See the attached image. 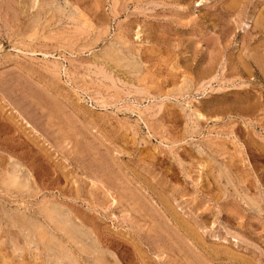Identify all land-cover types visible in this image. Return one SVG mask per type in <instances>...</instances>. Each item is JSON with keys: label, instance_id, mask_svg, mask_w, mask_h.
Returning <instances> with one entry per match:
<instances>
[{"label": "rangeland", "instance_id": "obj_1", "mask_svg": "<svg viewBox=\"0 0 264 264\" xmlns=\"http://www.w3.org/2000/svg\"><path fill=\"white\" fill-rule=\"evenodd\" d=\"M187 1L0 0V116L15 130L0 134V178L18 163L27 183L13 192L0 179V264L56 261L45 243L52 235L67 239L40 216L48 205L88 232L83 250L68 244L79 264H192L198 251L209 264H264V0ZM191 59L202 69L210 65L213 75L195 77ZM247 95L255 96V107L244 116L236 104ZM161 198L189 222L199 244L168 221ZM171 229L193 250L189 263L178 256L173 242L180 240ZM92 245L105 252L93 257ZM208 248L241 262L214 257Z\"/></svg>", "mask_w": 264, "mask_h": 264}, {"label": "bare ground", "instance_id": "obj_2", "mask_svg": "<svg viewBox=\"0 0 264 264\" xmlns=\"http://www.w3.org/2000/svg\"><path fill=\"white\" fill-rule=\"evenodd\" d=\"M28 1V0H27ZM40 1H42V0H40ZM46 1V0H45ZM189 1V0H188ZM187 1V2H188ZM202 1V0H201ZM236 0H234L233 1V3L235 2ZM7 2H9V1H7ZM35 2H37V1H35ZM34 2V3H35ZM197 2V1H196ZM199 3H201L200 1H198ZM206 2V1H205ZM39 3H41V2H39ZM38 3V4H39ZM43 3H44V0H43ZM52 3H54V1L52 2ZM192 3V2H191ZM195 3V2H194ZM231 3H232V1H231ZM238 3H239V0H238ZM238 3H236L235 2V4H238ZM46 4H47V2H46ZM50 4V3H49ZM235 4H233V6L235 5ZM7 5H9V4H7ZM99 5V4H98ZM97 5V7H99ZM184 5H185V3H184ZM229 5V4H228ZM42 6V5H41ZM40 6V7H41ZM47 6H49V5H47ZM51 6V5H50ZM96 6V5H95ZM189 6V5H188ZM227 6V5H226ZM237 6V5H236ZM8 7V6H7ZM15 7V6H14ZM34 7H36V6H34ZM185 7H187V6H185ZM184 7V8H185ZM223 6H221V8H222ZM225 7V6H224ZM232 7V6H231ZM240 7V6H239ZM10 8V7H9ZM43 8V7H42ZM51 8H52V6H51ZM215 8V7H214ZM227 8V7H226ZM230 8V7H229ZM238 8V7H237ZM11 9V8H10ZM31 9H32V6H31ZM35 9V8H34ZM37 9V8H36ZM58 9V8H57ZM60 9V8H59ZM98 9V8H97ZM20 10H21V8L18 10L19 12H20ZM37 10H39V9H37ZM36 10V11H37ZM47 10V9H46ZM49 10V9H48ZM62 10V9H61ZM94 10H96L95 9V7H94ZM185 10V9H184ZM226 10V9H225ZM224 10V11H225ZM233 10H234V7H233ZM261 10V9H260ZM41 11V10H40ZM50 11V10H49ZM58 11V10H57ZM215 11V10H214ZM217 11V10H216ZM219 12H220V10H218ZM238 11H240L239 9H238ZM18 12V13H19ZM29 12V11H28ZM34 12V11H33ZM42 12V11H41ZM59 12V11H58ZM62 12V11H61ZM161 12V11H160ZM230 12V11H229ZM228 12V13H229ZM236 12V11H235ZM241 13H242V11H240ZM258 12H259V10H258ZM98 13V12H97ZM216 13H218V12H216ZM216 13H213V14H216ZM234 13V12H233ZM232 13V14H233ZM15 14V13H14ZM92 14H93V12H92ZM209 14V13H208ZM224 14V13H223ZM229 14H231V12L229 13ZM236 14V13H235ZM235 14L233 15V16H235ZM237 14H240L239 12L237 13ZM161 15H162V13H161ZM212 15V14H211ZM218 17H219V15L220 14H216ZM261 15V14H260ZM30 16V15H29ZM42 16V15H41ZM46 16V15H45ZM158 16V15H157ZM213 16L214 15H212V16H210L211 18H213ZM223 16V15H222ZM222 16H220V17H222ZM226 16V15H225ZM224 16V17H225ZM227 16H228V14H227ZM237 16V15H236ZM241 16H242V14H241ZM262 16V15H261ZM3 17V16H2ZM92 17V16H91ZM204 17V16H203ZM206 17V16H205ZM208 17V16H207ZM210 17H209V19H210ZM218 17H215V18H218ZM239 17V16H238ZM237 17V18H238ZM259 17V16H258ZM26 18V17H25ZM39 18H40V16H39ZM39 18H37V17H35L34 18V20L33 21H35V23L39 20ZM93 18V17H92ZM19 19V18H18ZM35 19H38L37 21L35 20ZM94 19V18H93ZM188 19V18H187ZM209 19H207V20H209ZM214 19V18H213ZM240 19V18H239ZM17 20V19H16ZM95 20V19H94ZM182 20V22H183V20L184 19H181ZM206 20V19H205ZM211 20V19H210ZM209 20V21H210ZM221 20V19H220ZM219 20V21H220ZM259 20V19H258ZM15 21V20H14ZM30 21V20H29ZM60 21V20H59ZM203 21V20H202ZM214 21V20H213ZM213 21H212V23H213ZM216 21H218V19L217 20H215V23H216ZM239 21V20H238ZM16 22V21H15ZM19 23H20V21H18ZM22 22V21H21ZM40 22V21H39ZM179 23L181 22L180 21V19H179V21H178ZM211 22V21H210ZM221 22V21H220ZM14 23V22H13ZM88 23V22H87ZM188 23V22H187ZM215 23H214V25L213 26H215ZM224 23V22H223ZM32 24V23H31ZM34 24V23H33ZM135 24V23H134ZM217 24V23H216ZM225 24V23H224ZM254 24V23H253ZM255 24H256V22H255ZM20 25V24H19ZM36 25V24H35ZM35 25H34V27H35ZM37 25H40V24H37ZM36 25V26H37ZM220 25V24H219ZM260 23H259V27H260ZM14 26V28H12V29H15L16 27H15V25H13ZM18 26V25H17ZM30 26V25H29ZM29 26H27V28H29ZM44 26H45V24H44ZM87 26V25H86ZM217 26V25H216ZM256 26V25H255ZM40 27V26H39ZM152 27V26H151ZM257 27V26H256ZM22 28V27H21ZM21 28H20V30H21ZM31 28V27H30ZM138 28V27H137ZM154 28V27H153ZM158 28V27H157ZM16 29H18V27L16 28ZM15 29V30H16ZM33 29V31H35L36 32V28H32ZM36 29V30H35ZM147 29V28H146ZM149 29V28H148ZM224 29V28H223ZM229 29H230V27H229ZM25 30H27V29H25ZM25 30L24 31H22L23 33V35H27V34H24V32H25ZM153 30V29H152ZM151 30V31H152ZM162 30V29H161ZM161 30H160V32H161ZM13 31V30H12ZM29 31V29L26 31V32H28ZM32 31V30H31ZM31 31H29V32H31ZM38 31V30H37ZM132 31V30H131ZM134 31V30H133ZM155 31V30H154ZM16 32V31H15ZM28 32V33H29ZM34 32V33H35ZM39 32V31H38ZM139 32V31H138ZM147 32H150V31H147ZM164 32V31H163ZM20 33V32H19ZM125 33V32H124ZM133 33H135V32H133ZM151 33V32H150ZM162 33V32H161ZM212 33V32H211ZM230 33H232V32H230ZM256 33V32H255ZM136 34V33H135ZM163 34V33H162ZM180 34V33H179ZM182 34V33H181ZM229 34V33H228ZM227 34V35H228ZM248 34V33H247ZM257 34V33H256ZM255 34V35H256ZM30 35V34H29ZM28 35V36H29ZM36 35V34H35ZM34 35V36H35ZM166 35V34H165ZM250 35V34H249ZM249 35H247V36H249ZM18 36H20L21 37V34L20 35H18ZM32 36L33 35H31V37L30 38H32ZM38 36V35H37ZM48 36V35H47ZM50 36V35H49ZM77 36V35H76ZM137 36V35H136ZM135 36V37H136ZM147 36H148V34H147ZM183 36V35H182ZM190 36H191V34H190ZM252 36V35H251ZM254 36V35H253ZM257 36V35H256ZM17 37V36H16ZM36 37V36H35ZM122 37V36H121ZM121 37H119V38H121ZM138 37V36H137ZM151 37V36H150ZM178 37V36H177ZM184 37V36H183ZM210 37V36H209ZM29 38V37H28ZM39 38H40V36H39ZM58 38V37H57ZM123 38V37H122ZM121 38V39H122ZM125 39H126V36L124 37ZM174 38V37H173ZM210 38H213V36L212 37H210ZM26 39V38H25ZM155 39V38H154ZM164 39V38H163ZM181 39V38H180ZM183 39V38H182ZM209 39V38H208ZM251 39V38H250ZM249 39V40H250ZM152 40V39H151ZM150 40V41H151ZM202 40V39H201ZM210 40H212V39H210ZM252 40V39H251ZM22 41V40H21ZM37 41V40H36ZM115 42L117 41V40H114ZM123 41H125V40H123ZM127 41H128V39H127ZM180 41V40H179ZM256 41V40H255ZM25 42V41H24ZM114 42V43H115ZM214 42V41H213ZM29 43V42H28ZM126 43V42H125ZM127 43H129V41L127 42ZM126 43V44H127ZM149 43V42H148ZM177 43V42H176ZM25 44V43H24ZM118 44H120L119 42H118ZM207 44H208V42H207ZM31 45V44H30ZM121 45V44H120ZM192 46V45H191ZM209 46V45H208ZM24 47V46H23ZM29 47V46H28ZM30 47H32V46H30ZM190 47V46H189ZM193 47V46H192ZM247 47V46H246ZM251 47V46H250ZM116 48V47H115ZM127 48V47H126ZM244 48V47H243ZM252 48V47H251ZM264 47H262V49H263ZM191 49V48H190ZM245 49V48H244ZM249 49V48H248ZM262 49H260L259 50V48H258V50L259 51H261ZM117 50H119V48L117 49ZM254 50V49H253ZM253 50H252V52H253ZM116 51V50H115ZM115 51H114V53H115ZM194 51V50H193ZM193 51H191V52H193ZM246 51V50H245ZM249 51H251V49H249ZM249 51H248V53H249ZM263 51V50H262ZM129 52H130V50H129ZM191 52H189V53H191ZM242 52H243V50H242ZM28 53V52H27ZM188 53V52H187ZM193 53H195L196 54V52H193ZM210 53V52H209ZM118 54V53H117ZM120 54H121V52H120ZM192 54V53H191ZM191 54H188V55H191ZM244 54V53H243ZM255 54V53H254ZM135 55V54H134ZM246 55V54H245ZM119 56V55H118ZM117 56V57H118ZM144 56V55H143ZM196 56H197V54H196ZM239 56V55H238ZM248 56V55H247ZM247 56H245L246 58H247ZM252 56V55H251ZM250 56V57H251ZM259 56H261V55H259ZM125 57V56H124ZM129 57V56H128ZM192 57V56H191ZM201 57V56H200ZM264 57V56H263ZM116 58V57H115ZM182 58V57H181ZM185 58V57H184ZM241 58V57H240ZM249 58V57H248ZM247 58V59H248ZM254 58H256V56L255 57H253V59ZM259 58V57H258ZM112 59H113V57H112ZM116 59H118V58H116ZM196 59V58H195ZM211 59V58H210ZM207 60V61H211V60ZM242 59V58H241ZM246 59V60H247ZM115 60V59H114ZM118 60H124L123 58L122 59H118ZM185 60V59H184ZM187 60V59H186ZM185 60V62H187ZM188 60H189V58H188ZM192 60V59H191ZM191 60L189 61V63H191ZM200 60V59H199ZM205 60V59H204ZM218 60V59H217ZM246 60H244L245 61V63H246ZM252 60V59H251ZM262 59H260V61H261ZM117 60H115V62H116ZM125 61V60H124ZM124 61H121V63L122 62H124ZM193 61L194 60H192V65L191 64H189V65H191V66H193V65H196L195 64V62L193 63ZM197 61V60H196ZM207 61H206V63H207ZM215 61V60H214ZM231 61V60H230ZM243 61V60H242ZM248 61V60H247ZM254 61V60H253ZM118 62V61H117ZM184 62V63H185ZM212 62V61H211ZM213 63V62H212ZM256 63H258L257 61H256ZM118 64V63H117ZM117 64H115L116 66H117ZM175 64V63H174ZM181 64H183L182 62H181ZM202 64H203V62H202ZM209 64H211V63H209ZM218 64V63H217ZM217 64L215 65V62L213 63V65L214 66H216V67H219L220 68V65H218L217 66ZM232 64V63H231ZM253 64V63H252ZM260 64V63H259ZM263 64H264V62H263ZM187 65V64H186ZM203 65H205V63L203 64ZM212 65V64H211ZM212 65V66H213ZM236 65V64H235ZM249 65V64H248ZM256 65V64H255ZM137 66V65H136ZM206 66V65H205ZM208 67H209V69H205V67H203V69H202V65L200 66V65H196V66H194L193 68H194V71L192 70V73H196L197 75H195V77H206V76H208L209 74H211L212 73V70L210 69V65H207ZM253 66H254V64H253ZM259 66V65H258ZM260 66H262V65H260ZM260 66H259V68L258 69H260ZM183 67V66H182ZM119 68V67H118ZM185 68V67H184ZM187 68V67H186ZM188 68H189V66H188ZM192 68V69H193ZM247 68V67H246ZM245 67H244V70L246 69ZM250 68V67H249ZM127 69V68H126ZM191 69V68H190ZM212 69H215V68H212ZM217 69V68H216ZM184 70H186V69H184ZM229 70V69H228ZM248 70H251V68L250 69H248ZM215 70H213V72H214ZM233 71V70H232ZM257 71V70H256ZM260 71H261V69H260ZM262 72H263V70H262ZM137 73V72H136ZM217 73H218V71L216 72V75H217ZM233 73V72H232ZM245 73V72H244ZM243 73V74H244ZM248 73H249V71H248ZM252 73V72H251ZM250 73V74H251ZM264 73V72H263ZM103 74V73H102ZM214 74H215V72H214ZM183 75V74H182ZM212 75H213V73H212ZM232 75V74H231ZM237 75V74H236ZM145 76V75H144ZM233 76V75H232ZM217 76H215V78H216ZM264 77V76H263ZM207 78V77H206ZM206 78L204 79V80H206ZM210 78V77H209ZM214 78V77H213ZM198 79V78H197ZM196 79V80H197ZM200 79H203V78H200ZM200 79H198V82H199V80ZM208 79V78H207ZM143 80V79H142ZM148 80V79H147ZM151 80V79H150ZM153 80V79H152ZM211 80H212V78H211ZM141 81V80H140ZM142 82V81H141ZM193 82V81H192ZM200 83V82H199ZM43 84V83H42ZM198 84V83H197ZM251 88H253L252 86H250ZM255 88H256V86H254ZM254 88V89H255ZM244 89V88H243ZM250 89V88H249ZM253 89V90H254ZM261 89V88H260ZM252 90V89H251ZM243 91H245V90H243ZM251 92V91H250ZM253 92V91H252ZM250 93V94H253V93ZM240 93V92H239ZM242 93V92H241ZM39 94V93H38ZM238 94V93H237ZM255 94H257V93H255ZM42 95V94H41ZM244 95H246L245 93H244ZM243 96V95H242ZM252 96H254V95H252ZM252 96H251V99L248 97V95H247V97L250 99H248L247 97L246 98H243V99H240L239 100V102H238V100H237V104H236V106H237V108H238V111H237V113H240V114H243L244 116L245 115H248L249 114V112L251 111V109H254V108H252L253 106L255 107V105H254V103H251L253 100H252ZM43 99L42 98V96L41 97H39V99ZM48 97H46V99H47ZM64 98V97H63ZM236 99H237V97H235ZM239 98V97H238ZM253 98H255V96L253 97ZM264 98V97H263ZM38 99V98H37ZM39 99H38V101H39ZM49 99V98H48ZM55 98H53V100H54ZM233 99V98H232ZM256 99V98H255ZM51 100V99H50ZM57 100V99H56ZM220 100V99H219ZM43 101V100H42ZM231 101H233V100H231ZM236 101V100H235ZM260 101V100H259ZM44 102V101H43ZM42 102V103H43ZM53 102H55V101H52V104H53ZM202 102V101H201ZM261 102V101H260ZM214 103V102H213ZM219 103V105H221V104H224V102L223 103H221L220 104V102H218ZM227 103V102H226ZM225 103V104H226ZM230 103V102H229ZM5 104V103H4ZM51 104V103H50ZM67 104V103H66ZM201 104V103H200ZM224 104V105H225ZM256 104V103H255ZM259 104V103H258ZM204 105V104H203ZM208 105V104H207ZM213 105H215V104H213ZM224 105H222V107L224 106ZM55 108V110H56V107H58L59 105H57V106H55V104L53 105ZM198 106V105H197ZM205 106V105H204ZM216 106H218V105H216ZM229 105H227V107H228ZM231 106V105H230ZM236 106H233L232 105V107H236ZM49 107V106H48ZM208 107V106H207ZM211 107V106H210ZM257 107V106H256ZM263 107V106H262ZM51 108V107H50ZM60 108V107H59ZM197 108V107H196ZM195 108V109H196ZM213 108V107H212ZM223 108H225V106L223 107ZM231 108V107H230ZM3 109V108H2ZM5 109V108H4ZM53 109V110H54ZM200 109V108H199ZM205 108H203V110H204ZM232 110H231V112H233L234 110H233V108H231ZM236 109V108H235ZM262 109V108H261ZM202 110V111H203ZM208 110V109H207ZM211 110V109H210ZM221 110H222V108H221ZM226 110H227V108H226ZM4 111V110H3ZM57 111H62L61 109H59V110H56V115H57ZM201 111V110H200ZM212 111V110H211ZM213 111H215V110H213ZM212 111V112H213ZM253 111H255L256 112V109L255 110H253ZM2 112V111H1ZM198 112V111H197ZM226 112V111H225ZM230 112V111H229ZM4 113V112H3ZM52 113V112H51ZM203 113V112H202ZM208 113H210V112H208ZM237 113L235 112V114L237 115ZM54 114H55V112H54ZM59 114H62V113H58V117L60 116ZM201 114V113H200ZM200 114H199V117H200ZM213 114V113H212ZM211 114V115H212ZM221 114V113H220ZM223 114V113H222ZM226 113H224V115H225ZM254 114V113H253ZM12 115V114H11ZM53 114H51V116H52ZM209 115V114H208ZM219 115V114H218ZM14 116V115H13ZM73 116V115H72ZM189 116V115H188ZM221 117H222V115H220ZM229 116V115H228ZM241 116V115H240ZM264 116V115H263ZM8 117V116H7ZM74 117V116H73ZM208 117V116H207ZM212 117V116H211ZM246 117H248V116H246ZM4 118V117H3ZM3 118H1V116H0V134H4V132H6L7 130H9V131H7L5 134H7L8 132L9 133H11V131H13V132H15V130L14 129H12L11 128V126H12V124H10V123H12V122H10V123H6L7 122V118H6V120L5 119H3ZM61 118V117H60ZM74 118H76V117H74ZM203 118V117H202ZM242 118H244V117H242ZM206 119V118H205ZM220 119V118H219ZM9 120V119H8ZM11 120V119H10ZM13 120V119H12ZM207 120V119H206ZM190 121V120H189ZM19 122V121H18ZM15 123H16V121H15ZM78 123V122H77ZM10 124V125H9ZM15 125V124H14ZM89 125V124H88ZM15 127H17V126H14V128ZM24 127V126H23ZM61 127V126H60ZM90 127V126H89ZM83 128V127H82ZM86 128V127H85ZM23 129V128H22ZM18 131H19V129H17ZM62 130V129H61ZM69 130V129H68ZM87 130V129H86ZM22 132V131H21ZM25 132V131H24ZM30 132V131H29ZM61 132V131H60ZM59 132V133H60ZM89 132V131H88ZM87 132V133H88ZM64 133V132H63ZM91 134V133H90ZM61 135V134H60ZM64 135V134H63ZM62 135V136H63ZM67 135V134H66ZM6 136V135H5ZM68 136V135H67ZM100 136V135H99ZM12 137V136H11ZM10 137V138H11ZM18 137V136H17ZM7 138V137H6ZM9 138V137H8ZM95 139V138H94ZM28 140V139H27ZM5 141H7V140H5ZM19 141V140H18ZM17 141V142H18ZM30 141V140H29ZM12 142V141H11ZM13 144V143H12ZM14 145V144H13ZM12 145V146H13ZM69 145V144H68ZM23 146V145H22ZM7 147V146H6ZM25 147V146H24ZM105 147V146H104ZM10 148V147H9ZM28 148V147H27ZM31 148V147H30ZM36 148V147H35ZM263 148V147H262ZM29 149V148H28ZM75 149V148H74ZM109 150V149H108ZM42 152V151H41ZM141 152V151H140ZM150 152V151H149ZM109 153V152H108ZM111 153V152H110ZM151 153V152H150ZM143 154V153H142ZM147 154H149L148 152H147ZM141 155V154H140ZM145 155V154H144ZM42 156V155H41ZM10 157V156H9ZM50 157V156H49ZM144 157V156H143ZM152 157H155V156H152ZM6 158V157H5ZM8 158V157H7ZM23 158V157H22ZM150 159V158H149ZM11 160H13L12 158L10 159L9 158V160L8 161H10L11 163H12V161ZM105 160V159H104ZM152 160H153V158H152ZM159 160V159H158ZM178 160V159H177ZM17 161V160H16ZM111 161V160H110ZM115 161V160H114ZM54 162V161H53ZM101 162V161H100ZM158 162V161H157ZM11 163H9V164H11ZM104 163V162H103ZM113 163V162H112ZM137 163V162H136ZM180 163V162H179ZM18 164V163H17ZM17 164H15V163H12L11 164V166L9 165V168H10V170H8L9 168H6V173H5V179H3V178H0L4 183L3 184H5L6 186H8L7 188H10V191L12 190L13 191V189H11V188H15L16 190L19 188V190H20V188H25L26 187V184L24 183L23 184V180L21 179V177H19V175L21 174L20 173V171L18 172V167H20L21 168V166L19 165H17ZM102 164V163H101ZM108 164V163H107ZM109 164H110V162H109ZM158 164H159V162H158ZM104 165V164H103ZM135 165V164H134ZM157 165V164H156ZM179 165V164H178ZM5 166H6V164H5ZM8 166V165H7ZM6 166V167H7ZM35 166V165H34ZM111 166V165H110ZM127 166V165H126ZM4 167V166H3ZM24 167V166H23ZM51 167V166H50ZM61 167V166H60ZM135 168V167H134ZM137 168V167H136ZM143 168V167H142ZM147 168V167H146ZM129 169V168H128ZM148 169V168H147ZM1 170H3V169H1ZM101 170H103V168L101 169ZM107 170V169H106ZM105 170V171H106ZM131 170V169H130ZM8 171V172H7ZM24 171H25V169H24ZM148 171V170H147ZM26 172H28V171H26ZM59 172H60V170H59ZM108 172V171H107ZM128 172V171H127ZM133 172V171H132ZM131 172V173H132ZM20 173V174H19ZM24 173V172H23ZM22 173V177L24 178V174ZM112 173V172H111ZM121 173V172H120ZM134 173V172H133ZM4 174V172L2 173V175ZM28 174V173H27ZM27 174L25 175V176H27ZM62 174V173H61ZM107 174V173H106ZM105 174V175H106ZM116 174V173H115ZM122 174V173H121ZM147 174V173H146ZM150 174V173H149ZM148 174V175H149ZM152 174V173H151ZM155 174V173H154ZM181 174V173H180ZM70 175V174H69ZM69 175H68V177H69ZM109 175V174H108ZM118 175H119V173H118ZM187 176V175H186ZM57 177V176H56ZM111 177H113V176H111ZM124 177V176H123ZM149 177H151V176H149ZM245 177V176H244ZM29 178V177H28ZM115 178V181H116V177H114ZM144 178V177H143ZM26 179V178H25ZM1 180H0V182H1ZM28 180V179H27ZM127 180V179H126ZM137 180V179H136ZM151 180V179H150ZM164 180V179H163ZM244 180V179H243ZM23 181V182H22ZM74 181V180H73ZM139 181V180H138ZM143 181V180H142ZM141 181V182H142ZM158 181V180H157ZM160 181H162V180H160ZM165 181V180H164ZM25 182H26V180H25ZM144 182V181H143ZM115 183V182H114ZM2 184V183H1ZM145 184H146V182H145ZM161 184V183H160ZM164 185V184H163ZM167 185V184H166ZM165 185V186H166ZM6 186H4V187H6ZM28 186V185H27ZM245 186V185H244ZM251 186V185H250ZM3 187V188H4ZM29 187V186H28ZM147 187V186H146ZM158 187V186H157ZM252 187V186H251ZM6 188V189H7ZM140 188V187H139ZM154 188V187H153ZM165 188V187H164ZM172 188V187H171ZM248 188V187H247ZM14 189V190H15ZM27 189V188H26ZM30 189V188H29ZM141 189V188H140ZM139 189V190H140ZM237 189V188H236ZM173 190H175V189H173ZM255 190H256V188H255ZM8 191V190H7ZM141 191V190H140ZM14 192V191H13ZM17 192H18V190H17ZM20 192H23V190L22 191H20ZM26 192H27V190H26ZM137 192H139V191H137ZM145 193V192H144ZM161 193V192H160ZM159 193V194H160ZM166 193H168V192H166ZM23 194H25L24 192H23ZM130 194V193H129ZM133 194V193H132ZM135 194V193H134ZM141 194V193H140ZM154 194H155V192H154ZM157 194H158V192H157ZM158 194V195H159ZM237 194V193H236ZM142 195V194H141ZM162 194H160L159 196H161ZM164 195V194H163ZM168 195V194H167ZM252 195H254V194H252ZM130 196H132V195H130ZM134 196V195H133ZM144 196H146V195H144ZM158 196V197H159ZM170 196V195H169ZM176 196V195H175ZM243 196V195H242ZM136 196H134V198H135ZM165 197V196H164ZM185 197V196H184ZM253 197V196H252ZM256 196H254V198H255ZM131 198H133V197H131ZM133 198V199H134ZM137 198V197H136ZM150 198V197H149ZM257 198V197H256ZM258 198H259V196H258ZM140 199V198H139ZM139 199H136V200H139ZM142 199V198H141ZM165 199V198H164ZM163 199V200H164ZM167 199V198H166ZM172 199V198H171ZM176 199V198H175ZM174 199V200H175ZM48 200V199H47ZM160 200V199H159ZM161 200H162V198H161ZM160 200V201H161ZM163 200H162V202H163ZM168 200V199H167ZM183 200V199H182ZM188 200V199H187ZM243 200H245L244 198H243ZM134 201V200H133ZM146 201V200H145ZM144 201V202H145ZM159 201V202H160ZM166 201V200H165ZM163 202L162 204H163V209H164V211H165V213H166V215H168L169 216V220L168 221H171L172 222V225H174V226H176V227H174V228H178V230L180 229L181 231H183V233H182V236L183 237H187L192 243L194 242V243H196V245L197 244H199V242H200V239H198L199 240V242H197V235H196V233H195V231H193L191 228L192 227H189V226H187V223L189 224V222H183V220L179 217V215L176 213V212H173V210H172V207L170 206V204L166 201V202ZM169 201H171L170 199H169ZM180 201V200H179ZM42 202V201H41ZM58 202V201H57ZM139 202V201H138ZM137 202V203H138ZM153 202V201H152ZM172 202V201H171ZM175 202V201H174ZM254 202V201H253ZM48 203V202H47ZM46 203V204H47ZM53 203V202H52ZM59 203V202H58ZM135 203V202H134ZM140 203V202H139ZM138 203V204H139ZM173 203V202H172ZM188 203V202H187ZM248 203V202H247ZM256 203V202H255ZM42 204H45V203H42ZM41 203H40V205H42ZM45 204V205H46ZM136 204V203H135ZM145 204V203H144ZM149 204V203H148ZM151 204V203H150ZM181 204V203H180ZM39 205V206H40ZM55 205H56V203H55ZM58 205V204H57ZM256 205V204H255ZM44 206V205H43ZM60 206V205H59ZM136 206H137V204H136ZM172 206H173V204H172ZM250 206H252V204L250 205ZM65 206H63L62 208H64ZM148 207V206H147ZM152 207H153V205H152ZM151 207V208H152ZM155 207H157V206H155ZM154 207V208H155ZM159 207H161V206H159ZM40 209H41V207H39ZM61 208V209H62ZM133 208V207H132ZM150 208V207H149ZM150 208V209H151ZM153 208V209H154ZM162 208V207H161ZM171 208V209H170ZM37 209H38V205H37ZM139 209V208H138ZM137 209V210H138ZM156 209V208H155ZM176 209V208H175ZM174 209V210H175ZM141 210V209H140ZM158 210V209H157ZM156 210V211H157ZM160 210V209H159ZM182 210H184V208L182 209ZM67 211V210H66ZM139 211V210H138ZM153 211V210H152ZM40 213H43L42 215L40 214V216H44V219H46L45 221H49L50 223H53V225H54V227H53V231L54 232H52L53 234L54 233H61V235L63 236V237H66V239H67V242H66V244H63L62 243V240H60V239H58V236H57V239L56 238H52V236L49 238L48 237V235L46 236V235H44V237L46 236V237H48V240H47V242L45 243V247L46 248H49L50 250H52V251H54V253H55V258H57V259H61L62 260V258H64V261H65V259H67V260H70V261H68L67 263L68 264H79L77 261H78V259L76 260V258H79V257H77L76 256V258L71 254V253H73V252H69V250L67 249V248H69V246L70 245H68L69 243H72L73 245L72 246H78V249L81 251V250H83L82 248L83 247H81V246H79L80 244H82V242H83V240H86V239H88V234H86V233H88V232H83L81 229H82V227H81V229H79V228H77L76 226H74L73 225V223L71 222V220L69 219V218H71V216H69V214L68 213H65V210H64V212L63 211H61V210H59L58 208L56 209L54 206H45L44 208H42V211L40 212ZM152 214V213H151ZM155 214V213H154ZM157 214V213H156ZM159 214V213H158ZM161 214V213H160ZM160 214H159V216H160ZM176 214V215H175ZM36 215H38L37 213H36ZM73 215V214H72ZM161 215H163L164 216V214H161ZM13 216V215H12ZM16 216V215H15ZM23 216V215H22ZM154 216V215H153ZM162 216V217H163ZM175 216V217H174ZM16 217H18V216H16ZM27 219H29L27 216H25ZM30 217V216H29ZM39 217V216H38ZM22 218V217H21ZM21 218H19V219H21ZM32 218V217H31ZM40 218V217H39ZM77 218V217H76ZM166 218V217H165ZM183 218V217H182ZM191 218H193V217H191ZM23 219H24V217H23ZM34 219V218H33ZM32 219V220H33ZM41 219V218H40ZM40 219H37V220H40ZM73 219H75V218H72V220ZM158 219V218H157ZM160 219V218H159ZM184 219V218H183ZM197 219V218H196ZM228 219V218H227ZM238 219V218H237ZM15 221H16V219H14ZM13 220V222H15ZM22 220V219H21ZM26 220V219H25ZM32 220H29L30 222H32ZM35 220V219H34ZM36 220V221H37ZM42 220H43V218H42ZM161 220V219H160ZM186 220V219H185ZM189 220V219H188ZM188 220H186V221H188ZM235 220V219H234ZM18 221H20V220H18ZM23 221V220H22ZM21 221V222H22ZM164 221V220H163ZM196 221V220H195ZM25 223L27 222V223H29L28 221H24ZM35 222V221H34ZM33 222V223H34ZM38 222V221H37ZM37 222L35 223V225H37ZM44 222V221H43ZM76 222V220H74V223ZM81 222V221H80ZM183 222V223H182ZM18 223V222H17ZM20 223V222H19ZM39 223H42V222H39ZM45 223V222H44ZM48 223V222H47ZM47 223H45V225L47 224ZM50 223H48V225L50 224ZM161 223V222H160ZM163 223V222H162ZM161 223V224H162ZM165 223V222H164ZM168 223V222H167ZM186 225H185V224ZM24 224V223H23ZM31 224V223H30ZM29 224V225H30ZM43 224V223H42ZM77 224V223H76ZM79 224V223H78ZM152 224H153V222H152ZM157 224V223H156ZM155 223L153 224V225H156ZM169 224V223H168ZM168 224H167V226H168ZM171 224V223H170ZM169 224V225H170ZM191 224V223H190ZM195 223L193 222V224L192 225H194ZM15 225V224H14ZM21 225H22V223H21ZM20 225V226H21ZM28 225V224H27ZM34 225V224H33ZM34 225V226H35ZM80 225H83V224H80ZM31 227H34V226H32V224L30 225ZM44 226V225H43ZM86 226V225H85ZM195 226H197V224L195 225ZM202 226V225H201ZM19 227V226H18ZM46 227V226H45ZM45 227H44V231H45ZM157 227V226H156ZM163 227H165L164 225H163ZM173 226H171V228H172ZM204 227V226H203ZM27 228V227H26ZM38 228H39V226H38ZM47 228V227H46ZM49 228V227H48ZM50 228H51V226H50ZM50 228H49V230H50ZM84 228V227H83ZM155 228V227H154ZM158 228V227H157ZM170 228V227H169ZM173 228V229H174ZM194 228V227H193ZM20 229V228H19ZM28 229H29V226H28ZM28 229H27V232H28ZM32 229V228H31ZM87 229V228H86ZM92 229V228H91ZM167 229H168V227H167ZM198 229V228H197ZM26 229L24 228V231H25ZM47 230V229H46ZM157 230V229H156ZM172 230V229H171ZM178 230H176V231H178ZM179 230V231H180ZM31 231V230H30ZM29 231V232H30ZM51 231H52V229H51ZM158 231H159V229H158ZM167 231V230H166ZM170 231V230H169ZM175 231V230H174ZM174 231L172 230V232H173V235H177L178 236V234H174ZM35 231H33V233H34ZM46 232V231H45ZM44 232V233H45ZM161 232V231H160ZM164 232V231H163ZM32 232H30L29 234H31ZM47 233H48V231H47ZM47 233H45V234H47ZM93 233V232H92ZM159 233V232H158ZM177 233V232H176ZM179 233V232H178ZM49 234V233H48ZM33 235V234H32ZM31 235V236H32ZM57 235V234H56ZM179 235H180V233H179ZM28 236V235H27ZM90 238H92V240H93V235H91L90 234ZM181 235L180 236H178V237H175L176 238V240H180V244L178 243V244H175L174 242H173V245L175 246V245H177L176 246V252L178 251V256L180 255V257L182 258L183 257V259H184V261L185 260H189L188 258H189V256L187 255V254H189L188 252H190V250L191 251H193L192 249H190L189 247H188V245H187V243H185L184 241L186 240H181V237H182ZM197 236V237H196ZM34 237V236H33ZM42 238H44L43 237V234H42V236H41ZM112 237V236H111ZM180 237V238H179ZM28 238V237H27ZM26 238V239H27ZM31 238V237H30ZM42 238H41V240H42ZM200 238V237H199ZM45 239H47V238H45ZM187 239V240H188ZM29 240V239H28ZM32 240H33V238H32ZM65 240V239H64ZM175 240V239H174ZM188 240V241H189ZM30 241V240H29ZM87 241V240H86ZM28 242V241H27ZM32 242V241H31ZM33 242H34V240H33ZM40 242V241H39ZM44 242V241H43ZM42 242V243H43ZM64 242V241H63ZM85 242V241H84ZM176 242V241H175ZM202 242V241H201ZM34 243H36V242H34ZM105 243V242H104ZM99 244V243H98ZM34 245V244H33ZM44 245V244H43ZM43 245H42V248H43ZM100 245V244H99ZM98 245V246H99ZM170 245V244H169ZM68 246V247H67ZM93 246V247H92ZM91 247H89L90 248V252H91V254L90 255H93V257L94 256H96V257H99V256H101V253L103 252H100L101 250H99V249H97L96 247H97V245H96V247L94 246V245H92ZM173 246V247H174ZM192 246V245H191ZM202 246H204L203 244H202ZM45 247H44V249L43 250H46L45 249ZM102 247V246H101ZM133 247V246H132ZM193 247V246H192ZM199 247V246H198ZM207 247V246H206ZM103 248H105V247H103ZM212 248H214V247H212ZM75 249V248H74ZM101 249V248H100ZM194 249V248H193ZM197 249V248H196ZM228 249V248H227ZM175 249H173V251H174ZM206 250V249H205ZM208 250H209V248H208ZM13 251H14V249H13ZM70 251H72V250H70ZM76 251V250H75ZM79 251V252H80ZM195 251V250H194ZM201 251V250H200ZM210 252H208V253H210V254H212L214 257L215 256H219L221 253H223L225 256H226V259H228L229 258V260L230 261H240V260H237L238 259V257H236L235 255V257L236 258H234V257H232L233 256V254L231 255L229 252H219L218 253V251H214V250H209ZM16 252V251H15ZM79 252H77V253H79ZM85 252V251H84ZM87 252V251H86ZM105 252V251H104ZM103 252V253H104ZM203 252V251H202ZM108 253V252H107ZM171 253V252H170ZM175 253V252H174ZM194 253H196V252H194ZM193 252H191L190 253V256H191V254H194ZM206 253V252H205ZM45 254H46V251H45ZM76 254V253H75ZM80 254H83V253H80ZM89 254V253H88ZM110 254V253H109ZM173 254V253H172ZM210 254L208 255V258H209V256H210ZM87 255V254H86ZM89 255V256H90ZM159 255V254H158ZM211 255V256H212ZM222 255V254H221ZM51 256H54L53 254L51 255ZM146 256V255H145ZM170 256V255H169ZM196 257H195V259L193 260L194 262L192 263V264H209V262L207 261V257L205 258V256L204 255H202V254H200V252L198 251L197 253H196V255H195ZM238 256V255H237ZM244 256V255H243ZM45 257H47V256H45ZM49 258H50V255L48 256ZM66 257V258H65ZM82 257H86V256H83L82 255ZM103 257V256H102ZM104 257H105V255H104ZM103 257V258H104ZM157 257V256H156ZM155 257V258H156ZM174 257V256H173ZM221 257V256H220ZM228 257V258H227ZM48 258V259H49ZM87 258V257H86ZM89 258V257H88ZM102 258V259H103ZM147 258V257H146ZM52 259H53V257H52ZM51 259V260H52ZM57 259H55L56 261L53 263V264H59V262H61L62 263V261L60 260H57ZM96 259V261L98 262L99 260H100V258H95ZM106 259V258H105ZM160 259V258H159ZM171 259V258H170ZM216 259H218L217 257H216ZM215 258L213 259L212 258V260H216ZM245 259H247V258H245ZM249 259V258H248ZM247 259V260H248ZM253 259V258H252ZM50 260V259H49ZM66 260V261H67ZM89 260V259H88ZM169 260V259H168ZM175 260V259H174ZM243 260V259H242ZM81 261V260H80ZM83 261V260H82ZM93 261V260H92ZM109 261V260H108ZM117 261V260H116ZM173 261V260H172ZM211 261V260H210ZM47 262V261H46ZM49 262V261H48ZM101 262V261H100ZM103 262V261H102ZM102 262H101V264H102ZM106 262H107V260H106ZM109 262H111V261H109ZM108 262V263H109ZM142 262V261H141ZM153 262V261H152ZM185 262H187V263H189L188 261H185ZM192 262V261H191ZM241 262V261H240ZM245 262V261H244ZM243 262V263H244ZM254 262V261H253ZM60 263V264H61ZM63 263H65V262H63ZM66 263V264H67ZM83 263H85V261L83 262ZM82 263V264H83ZM180 263V262H179ZM48 264V263H47ZM50 264H52V263H50ZM96 264V263H95ZM99 264V263H98ZM103 264H105V263H103ZM112 264H114V263H112ZM136 264V263H135ZM155 264V263H154ZM183 264V263H182ZM189 264H191V263H189ZM245 264V263H244Z\"/></svg>", "mask_w": 264, "mask_h": 264}]
</instances>
